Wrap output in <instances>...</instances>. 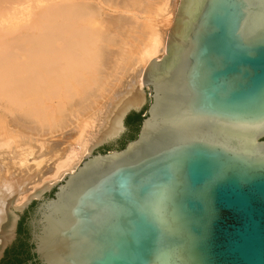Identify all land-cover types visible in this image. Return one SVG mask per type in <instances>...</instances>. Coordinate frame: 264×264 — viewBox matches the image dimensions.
<instances>
[{"label":"water","instance_id":"95a60500","mask_svg":"<svg viewBox=\"0 0 264 264\" xmlns=\"http://www.w3.org/2000/svg\"><path fill=\"white\" fill-rule=\"evenodd\" d=\"M156 57L136 138L9 202L0 262L25 216L28 264H264V0H180Z\"/></svg>","mask_w":264,"mask_h":264},{"label":"bare ground","instance_id":"6f19581e","mask_svg":"<svg viewBox=\"0 0 264 264\" xmlns=\"http://www.w3.org/2000/svg\"><path fill=\"white\" fill-rule=\"evenodd\" d=\"M174 1L0 0V223L121 135Z\"/></svg>","mask_w":264,"mask_h":264},{"label":"trees","instance_id":"16d2710c","mask_svg":"<svg viewBox=\"0 0 264 264\" xmlns=\"http://www.w3.org/2000/svg\"><path fill=\"white\" fill-rule=\"evenodd\" d=\"M134 120V121H133ZM143 120V114L142 113H132L128 117V122L132 125L135 124L137 127V134L139 132L141 123ZM128 123V124H129ZM136 135L132 136V139L136 138ZM122 145V147H124ZM26 217L24 216L23 219L20 221L19 224V230H18V238L13 243L12 246H10L6 250L5 257L2 259L0 264H28V261L33 258V254L31 252L32 246L29 243V228L26 224ZM38 264V263H33Z\"/></svg>","mask_w":264,"mask_h":264},{"label":"rangeland","instance_id":"374dc122","mask_svg":"<svg viewBox=\"0 0 264 264\" xmlns=\"http://www.w3.org/2000/svg\"><path fill=\"white\" fill-rule=\"evenodd\" d=\"M172 1V0H171ZM175 2V4H174ZM173 2V9L169 12V15L166 17V20L165 18H162V16L159 17L160 19V22H159V25H160V28H161V36L164 38V40L166 41V48H167V40H168V36H169V33H170V30L172 28V25H173V22H174V19H175V16H176V13H177V9H178V6H179V3H180V0H175ZM169 17V18H168ZM164 19V20H163ZM164 21V22H163ZM166 54V51L164 53V55ZM144 75V74H143ZM145 93L149 96L150 95V89L149 87L145 86ZM130 90H127L126 88V91L124 92H129ZM129 117V116H128ZM128 117L126 119V125L128 127V130L126 131H123L121 133L120 136H118L117 138H115L114 140H110V141H107V142H104L102 144H100L99 146H97L94 150H93V153H97V152H106V151H112V150H115V149H121V148H124L127 144V142L132 139V136L133 135H136L137 134V127L135 124L132 125L133 122H131V124L128 122ZM134 121V120H133ZM129 123V124H128ZM60 135V134H59ZM124 147H122V145H124ZM82 162V161H81ZM80 162V163H81ZM79 163V164H80ZM78 164V165H79ZM3 222V224H2ZM0 224V226H2L3 228L4 227H9V218L8 219H5L3 220Z\"/></svg>","mask_w":264,"mask_h":264}]
</instances>
